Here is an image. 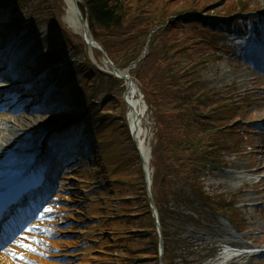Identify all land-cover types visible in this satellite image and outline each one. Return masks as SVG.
<instances>
[{
    "label": "rangeland",
    "instance_id": "obj_1",
    "mask_svg": "<svg viewBox=\"0 0 264 264\" xmlns=\"http://www.w3.org/2000/svg\"><path fill=\"white\" fill-rule=\"evenodd\" d=\"M13 1L19 2V0ZM8 2V0H0V11L5 10L7 13L5 5ZM21 4L22 12L11 13L10 17L19 16L22 22L24 21L23 31L28 32L26 37L28 49H32L29 63L36 65L35 56L40 53L53 52L55 59L71 57L69 61L71 63L68 62L60 68L62 81L56 86L61 95L64 94V107H66L64 119L70 122L65 125L63 134L67 135L66 138L72 145L75 144L77 147L79 144L85 148L80 136L81 125H84L90 137L100 130H109L113 134V140L126 148L122 161L126 169V178L121 180L123 182L108 180L95 182V180H85L83 176L69 178L68 172L59 181V189L69 190L61 192L62 197L59 202L52 201L55 214L50 220H52L51 226L56 230L52 239L59 242L68 240L70 243L54 252L56 257L52 261L60 264H159L156 258L159 235L153 226L154 218L150 212L151 198L155 204H157L155 199L162 198V202L169 201L165 204L168 210L171 197L163 198L161 188L158 189L161 197L156 191V170L152 153L157 127L141 83L135 75H129L137 86V99L143 97L140 105L144 108V128L147 132V144L152 151L151 197L147 193L143 161L139 157L137 144L134 138L128 135L130 134L128 127H120L125 125L126 117L130 112L126 82L108 73L110 69L101 52L96 50L94 55L84 36L66 27L62 21L65 9L63 0H21ZM196 6L199 12L217 16L237 12L245 7L249 10L261 11L264 15V0H170V13L171 16L183 14L188 8L194 9ZM253 15L254 22L251 18H246L238 28V30L246 29L248 36L233 37L230 32L223 30L222 35L225 36H219L218 45L217 35L206 33L196 35L201 36L203 40L201 45L208 46L209 52L215 53L201 70L199 77L208 88L229 94L228 98L220 101H212L210 95L207 99L208 103H212L210 104L212 112L216 115L220 114L221 119H224V121H216L215 124L227 127L231 125L228 129L237 131L236 135L231 134L232 139L236 140V146L218 152L225 166H219L217 169L208 166L205 169L206 176L202 178V182L211 196L216 197L214 201L217 202H214L213 206L210 204L202 207L199 203L196 207L195 204L188 205L183 202L181 215L178 218L172 219L167 212L166 225L167 232L171 234V241H176L174 239L177 237L181 239V248L175 245L172 251L175 252L173 254L178 255L174 258L176 264H184L185 261L192 264H264L262 254L250 252L227 259L222 258L221 254L225 248H235L225 241L224 238L227 237L246 245L248 248H244L245 250L258 248L257 244H263L264 247V203L259 199L261 192L256 189V180L264 177V170L259 172L256 170L260 166L258 161L260 155L256 153L258 150L256 145H264V130L252 124L253 121L264 118V76H258V61H256V57L264 53V20L257 19L258 15L255 13ZM260 27L261 36L256 42L257 38H253L251 33ZM12 32L9 27L4 30L6 39L12 36ZM2 37L0 35V40ZM207 40L213 41L214 44L208 45ZM222 47L225 50L220 49ZM147 48L148 44L145 49ZM234 49L236 55L231 52ZM84 62L86 67L82 70L79 65ZM97 67L102 70L98 71ZM119 69L124 72L128 67ZM57 71L54 69L55 81ZM73 91L85 98L83 105H79L74 99ZM59 113L60 111L52 114ZM54 126H44L41 131L52 129ZM37 136L29 137L30 144L22 151L37 153V148H33L36 147L34 140ZM61 136L56 135L50 140L49 145L53 147L56 137L61 138ZM239 141L240 144L237 143ZM16 145L14 144V152L18 155L16 161L24 162L32 159L28 156L20 157L21 148ZM76 159H70L68 162L70 166ZM231 173H242L248 179L231 181L227 176ZM7 174V172L3 173L0 180ZM166 176L168 183L172 181L180 183L185 198H191L197 203V198H192L189 186L176 172H167ZM126 181L134 184H124ZM245 195L250 199L247 202L244 201ZM112 197H114L113 206H109ZM126 198L130 199L124 200ZM220 208L223 210L222 213ZM131 216H135V219H130Z\"/></svg>",
    "mask_w": 264,
    "mask_h": 264
},
{
    "label": "trees",
    "instance_id": "obj_2",
    "mask_svg": "<svg viewBox=\"0 0 264 264\" xmlns=\"http://www.w3.org/2000/svg\"><path fill=\"white\" fill-rule=\"evenodd\" d=\"M79 7L94 39L117 67L127 68L137 62L131 74L141 83L157 127L153 146L156 191L161 197V188L163 198L171 197L168 210L165 204L169 201L155 199L163 228L164 263L176 264L174 258L178 255L172 251L175 245L181 248V239L171 241L167 212L172 219L178 218L183 202L196 207L199 203L202 207L213 206L216 197L205 190L202 182L205 169L220 161L218 152L236 146L231 135L236 132L221 131L225 125L215 124L224 121L221 115L207 113L212 104L207 101L209 95L212 101L218 99L199 77L214 54L208 46L201 45L203 40L196 35L213 30L199 24V19H172L170 0H79ZM206 42L212 44L210 40ZM170 171L189 186L197 203L183 196L179 182L168 183L166 175Z\"/></svg>",
    "mask_w": 264,
    "mask_h": 264
},
{
    "label": "bare ground",
    "instance_id": "obj_3",
    "mask_svg": "<svg viewBox=\"0 0 264 264\" xmlns=\"http://www.w3.org/2000/svg\"><path fill=\"white\" fill-rule=\"evenodd\" d=\"M63 2L65 3V9L63 10L62 16L63 23L74 33L84 36V25L78 15V11L76 10V0H63ZM24 35H27L26 31ZM85 41L91 49L92 53L95 54L96 47L94 45H90L87 40ZM31 53L32 49L28 51V55H31ZM107 67L112 72L113 69L108 64ZM2 71L4 81L0 83V96L2 98L1 101H5V104L0 106V175L3 173L2 170L11 165V163H13L17 158V154L14 152V144H17L16 146L21 148V150H24L26 149L25 146L30 144V142H28L29 137L35 138L38 133H43L41 129H44V126L55 125L54 127H57L60 124L66 122L64 119L66 116L64 112L66 107H64L65 103L62 102L63 97L59 90L52 89L51 91L52 99L58 100L57 105L48 107V102L42 101V97H40L38 91L26 89L24 80L28 78L27 76H20L18 82L15 83L13 80L7 77L5 69H3ZM116 72L117 71H113V74L117 77H120L119 74L123 73V78L126 79V84L128 87L127 99L128 104L131 107L129 112L130 128L137 143L138 150L142 155L146 177L150 181L151 149L147 144V132L144 128V108L141 107L140 101L136 97L137 86L134 83L129 82L128 78L125 77L124 72H118L119 74ZM27 103L37 104L34 109L26 110L25 104ZM14 104H17V106H19L15 110H10V107ZM59 111L60 113L58 115L52 114ZM83 141L84 144L88 145L86 148L87 151H89V155L87 156V154L84 153L79 156L80 160L75 164V166L68 170L69 178H78L79 176H83L85 180H95V182H104L107 180L116 181L119 179L125 180L126 169L122 161L124 158L123 156L126 153V148L113 140V134L109 130H100L91 138L89 136H85V140L83 138ZM256 146L258 149L256 150V153L257 155H260V157H258L260 166L256 169L259 172L264 170V145L260 144ZM68 152L69 151L67 150V147L62 146L61 149L58 150H53L51 148L48 152L45 153V156L50 158V163L53 168L58 161L59 163H61L62 160L64 161V156L67 155ZM62 163L60 165H62ZM52 168H46L45 172L49 171L50 173H52ZM227 176L231 181H244L248 179V177L242 173H231ZM256 183V189L261 192L259 199L260 201H262V203H264V177L260 180H256ZM45 187L44 185H42L41 191H47ZM67 190L69 189H62L61 192H65ZM30 194V190H25V188L22 192H20V195L22 196L24 201H27V198L31 196ZM247 196L248 195L244 196V198L246 197L244 199L245 202L250 200ZM58 197L59 199H61V194H59ZM113 198L114 197L111 198L112 200L109 206H113ZM31 209H29L28 211H30ZM16 213H19V211H16ZM26 213L28 212H25V214ZM61 221H63V219ZM224 239L225 241H228L227 243L230 246L235 247L234 249H223L221 254L222 258L224 259H227L231 256L240 257L243 254L240 251L242 249L244 250V248H248L246 245H242L240 241L232 240L230 237ZM46 240L49 241L48 249L50 250H44L48 255H51V253H53L51 250H53L54 248L59 249L62 248L63 245H68L70 243L68 240H62L60 242L53 240L50 241L49 238H46ZM247 251H252V249ZM15 254L16 256H21L20 252H16ZM18 260L19 259L14 258V256L8 257L6 254L0 253V264H22ZM36 261L37 264H60L43 257H37Z\"/></svg>",
    "mask_w": 264,
    "mask_h": 264
},
{
    "label": "water",
    "instance_id": "obj_4",
    "mask_svg": "<svg viewBox=\"0 0 264 264\" xmlns=\"http://www.w3.org/2000/svg\"><path fill=\"white\" fill-rule=\"evenodd\" d=\"M76 6H77V2H76ZM76 10L78 11V15H79V17H80V19H81V21H82V23L84 25V28H85V36L88 39L90 45H94L98 50H100L103 53L104 58L112 65L113 69L114 70H117V68L110 61V59L108 58L107 54L103 51V49L101 47L95 45V42L93 41L91 35L89 34L88 25H87L84 17L82 16V14L80 13V10H79L78 6H77V9ZM125 77L126 78H129L128 75H125Z\"/></svg>",
    "mask_w": 264,
    "mask_h": 264
},
{
    "label": "snow or ice",
    "instance_id": "obj_5",
    "mask_svg": "<svg viewBox=\"0 0 264 264\" xmlns=\"http://www.w3.org/2000/svg\"><path fill=\"white\" fill-rule=\"evenodd\" d=\"M52 211H53V210L50 209V208H49V209H45V212L48 213V214H50ZM33 230H34V229H32V228H29V229H28L29 232H32ZM45 230H46V229H45ZM34 243L39 244L40 241L37 239V240L34 241ZM19 247H21V248H25V249H27L28 251H32V252H36V251H37L36 248L31 247L29 244H20ZM13 256H14V258H18V259H21V260H25V259H26L24 256H16L15 253H13ZM28 264H31V262H28Z\"/></svg>",
    "mask_w": 264,
    "mask_h": 264
}]
</instances>
